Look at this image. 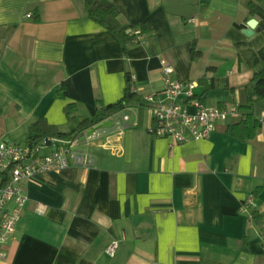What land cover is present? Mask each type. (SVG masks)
<instances>
[{"label": "crops", "instance_id": "0c3cea01", "mask_svg": "<svg viewBox=\"0 0 264 264\" xmlns=\"http://www.w3.org/2000/svg\"><path fill=\"white\" fill-rule=\"evenodd\" d=\"M109 1L122 24L149 26L153 53L145 39L123 56L83 0H0V138L25 141L39 118L71 132L65 104L91 118L97 100L124 96L129 76L141 99L161 98L162 61L173 80L196 83L205 105L244 101L263 65L264 36L256 27L242 32L254 17L241 0ZM259 5L264 10V0ZM252 111L261 121L254 143L226 134L233 117L205 138L172 143L149 132V106L131 103L113 114L119 122L129 115L122 132L108 125L95 141L80 139L90 168L41 172L23 183L27 200L0 264H264V100ZM253 210L263 224L251 220ZM114 239L110 257L105 248Z\"/></svg>", "mask_w": 264, "mask_h": 264}, {"label": "built area", "instance_id": "2783aa9c", "mask_svg": "<svg viewBox=\"0 0 264 264\" xmlns=\"http://www.w3.org/2000/svg\"><path fill=\"white\" fill-rule=\"evenodd\" d=\"M139 39L141 43L145 42L143 37ZM172 71L171 65L162 61L164 96L142 97L151 110L148 130L152 135L168 137L172 143L198 140L207 137L218 122L226 121L229 117H240L234 106L221 108L205 105L194 95L196 83L173 80L170 77ZM129 78L131 80L133 76ZM131 91L135 92L133 86ZM105 121H110L109 126L122 132L128 125L129 115H123L121 122L113 115L103 118L83 130L80 135L69 139L52 137L33 143H21L0 138V261L6 257L7 243L13 237L27 200L23 183L41 172L70 166L90 168L93 157L87 148L80 145V139L84 138L86 144L98 139L105 132V126H102ZM251 203L252 197L248 196L243 202V208ZM118 245V240H112L106 246L105 254L112 257Z\"/></svg>", "mask_w": 264, "mask_h": 264}, {"label": "trees", "instance_id": "16d2710c", "mask_svg": "<svg viewBox=\"0 0 264 264\" xmlns=\"http://www.w3.org/2000/svg\"><path fill=\"white\" fill-rule=\"evenodd\" d=\"M260 2L261 0H241L247 13L257 20L256 31L261 32L264 36V10L259 5ZM83 5L87 16L115 34L120 41L123 56H126L127 50L131 45L141 43L140 37L148 41L151 53L154 52V35L146 23H140L136 27L122 24L119 21V10L109 0H83ZM34 21H40L37 11L35 12ZM191 52L193 56L196 54L194 47L191 49ZM259 56L263 65L254 71L251 79L245 85L244 101L236 106L240 117L236 122L227 125L225 129L226 134L235 139L251 143L256 141V136L261 130V121L254 116L252 109L254 102L264 100V46L259 50ZM199 83L204 84V81L199 80ZM62 89L63 86L61 85L57 93L59 98L62 97ZM133 102H140V105H146L137 93L131 91L129 78L124 96L106 105L101 104L97 100L96 114L91 118L77 115V104H65L63 110L71 117L75 124L73 131L61 132L54 125L47 123L45 119L39 118L30 124L25 141L33 143L45 138L57 137L69 139L78 136L92 124L125 109ZM219 107L224 108V106ZM259 190L260 188H256L252 195L257 196ZM250 216L251 220L256 224H263L262 217L256 210H253ZM244 241H246V237Z\"/></svg>", "mask_w": 264, "mask_h": 264}, {"label": "water", "instance_id": "95a60500", "mask_svg": "<svg viewBox=\"0 0 264 264\" xmlns=\"http://www.w3.org/2000/svg\"><path fill=\"white\" fill-rule=\"evenodd\" d=\"M256 25H257V20L255 18H251L250 20L247 21L246 28L243 29L242 32L246 36H250L254 33V29ZM109 124H110V121H105L104 123H102V126H108Z\"/></svg>", "mask_w": 264, "mask_h": 264}, {"label": "rangeland", "instance_id": "374dc122", "mask_svg": "<svg viewBox=\"0 0 264 264\" xmlns=\"http://www.w3.org/2000/svg\"><path fill=\"white\" fill-rule=\"evenodd\" d=\"M16 142H21V143H22V142H24V141H19V140H17Z\"/></svg>", "mask_w": 264, "mask_h": 264}]
</instances>
